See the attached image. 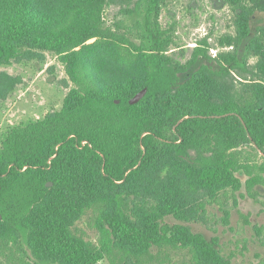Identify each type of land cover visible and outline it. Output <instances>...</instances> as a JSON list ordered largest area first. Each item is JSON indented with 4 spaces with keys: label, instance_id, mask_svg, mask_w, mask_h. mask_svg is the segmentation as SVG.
<instances>
[{
    "label": "trees",
    "instance_id": "1",
    "mask_svg": "<svg viewBox=\"0 0 264 264\" xmlns=\"http://www.w3.org/2000/svg\"><path fill=\"white\" fill-rule=\"evenodd\" d=\"M166 1L0 0V102L22 82L1 68L47 54L74 85L0 139V264H234L190 224L222 192L264 187V0H226L236 35L217 69L207 43L174 58ZM113 5L133 9L108 25ZM88 212L97 243L78 228Z\"/></svg>",
    "mask_w": 264,
    "mask_h": 264
},
{
    "label": "rangeland",
    "instance_id": "2",
    "mask_svg": "<svg viewBox=\"0 0 264 264\" xmlns=\"http://www.w3.org/2000/svg\"><path fill=\"white\" fill-rule=\"evenodd\" d=\"M132 7L111 6L105 14L108 25L124 18L122 10ZM235 19L234 7L226 0H167L160 15L162 28L170 31L175 41L171 51L174 58L186 63L195 47L208 46L210 58L205 63L213 69L219 66L215 60L219 53L232 51V47L222 46V43L226 38L235 37ZM263 27L264 13H255L252 35H257ZM250 40H245L239 48L240 59ZM255 62V59L249 60L248 71ZM1 70L20 77L22 82L7 100L0 102V139L11 128L60 110L74 87L68 81L64 66L52 54H47L43 63H14ZM247 75L248 79L254 78L250 72ZM245 179L242 178L243 182ZM204 212L199 222L190 224L195 232L202 233L208 240L218 239L222 253L232 256L234 264H264V187H257L252 193L245 187L239 192H222L205 202ZM93 217V212H88L78 223V228L87 240L97 243L98 232L93 227ZM169 222L176 221L169 219ZM171 254L178 264L189 261L185 252ZM99 264L110 262L105 260Z\"/></svg>",
    "mask_w": 264,
    "mask_h": 264
},
{
    "label": "water",
    "instance_id": "3",
    "mask_svg": "<svg viewBox=\"0 0 264 264\" xmlns=\"http://www.w3.org/2000/svg\"><path fill=\"white\" fill-rule=\"evenodd\" d=\"M147 93V89H144L143 91H141L140 93H138L131 101L130 104H136L138 103ZM118 103V102H117ZM48 186H52L51 183L48 184ZM2 218V215L0 213V219Z\"/></svg>",
    "mask_w": 264,
    "mask_h": 264
}]
</instances>
